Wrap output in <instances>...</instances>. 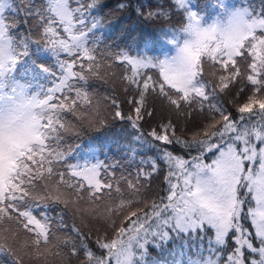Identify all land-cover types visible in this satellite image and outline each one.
Segmentation results:
<instances>
[{
    "label": "snow or ice",
    "instance_id": "snow-or-ice-1",
    "mask_svg": "<svg viewBox=\"0 0 264 264\" xmlns=\"http://www.w3.org/2000/svg\"><path fill=\"white\" fill-rule=\"evenodd\" d=\"M25 2L18 10L0 0V253L16 264H23L20 253L35 264H148L149 245L161 249L176 239L183 247L170 253L179 256L175 264H264V4H157L147 17L178 14L180 27L161 28L142 53L113 55L101 49L103 24L92 15L100 0ZM20 12L34 22V34L16 33L6 13ZM155 48L174 54L148 55ZM106 60L127 66L131 112L115 96L104 100L113 119L134 132L129 159L145 147L154 155L119 177L118 165L67 164L66 179L55 167L67 161L60 150L65 114L80 112L89 127L103 123L99 101L94 114L81 109L93 106L88 85L102 79ZM151 97L163 100L169 115L144 132L142 122L155 116ZM193 117L198 122L189 129ZM160 164L167 189L149 203L145 193ZM54 206L61 211L55 219ZM69 209L108 231L93 238L75 223L66 226Z\"/></svg>",
    "mask_w": 264,
    "mask_h": 264
},
{
    "label": "trees",
    "instance_id": "trees-1",
    "mask_svg": "<svg viewBox=\"0 0 264 264\" xmlns=\"http://www.w3.org/2000/svg\"><path fill=\"white\" fill-rule=\"evenodd\" d=\"M15 2L17 0H14ZM39 5L43 3V0H35ZM231 0H229L230 2ZM241 2V0H237ZM170 0H100V7L95 10L92 15L98 16L102 21L103 27L100 30L99 35L102 37L103 43L101 44V49L109 50L113 55L117 52L124 50L129 51L133 55L138 54L137 48L140 52H143V42L154 38L160 34L161 28H178L180 27V16L178 14H173L170 19L166 18H148L146 13L148 11H158L156 7L157 4H167ZM197 2L202 5L206 3V0H197ZM251 4L259 7L264 4V0H250ZM124 5V7H120ZM142 5H147V7H142ZM17 7L18 4H15ZM22 7H27V5L22 4ZM21 21V26L23 28H29L32 26L31 22L25 23V16L22 12L17 15ZM28 30V29H27ZM162 50L155 48L154 51L149 52L148 55L160 56ZM109 63L112 64L111 68L107 67ZM127 66H121L119 63H113L110 60L102 62V67L100 69L102 79L94 78L90 83L89 87L92 88L93 92L106 91L111 96H115L121 102V110L126 113H130V106L126 103V93L124 92V83L122 81V74L125 73ZM153 78H156L155 71L150 73ZM149 106L155 110V116L152 119L145 118L142 122V129L144 132H148L151 128L155 127L157 123L165 119L169 115V109L167 108L165 102L157 97H151L149 100ZM112 108L108 114V120L105 125H102L96 130H80L76 135V139L79 138L80 145L86 147L88 144L90 147L101 146L106 149L109 148H121L125 152V156H128V142L134 135L132 128L129 126L127 121H120L118 119H113ZM198 122V118L193 117V120L187 124L189 129H192L191 125ZM183 122H181L182 124ZM183 135V133H180ZM191 135V132L188 133ZM184 155V153H180ZM195 151L191 152V155H195ZM154 155V151L148 148L141 150L139 156L131 162L138 163L141 158H148ZM129 157V156H128ZM121 160V158H120ZM104 164L110 165V161H105ZM147 166L145 165V168ZM160 170L152 177L151 187L155 186L156 194L154 199L159 196H163L166 192L167 185L165 182L166 169L163 164H160ZM134 167H131V171L127 172V175L134 174ZM103 171V170H102ZM161 181V183H159ZM161 184V185H159ZM149 188L152 191V188ZM153 199H149V203ZM67 213V212H66ZM64 213L66 216L67 214ZM77 226L81 225L76 223ZM81 228L85 232H89L93 238L103 231H94L92 228L100 229L104 224L93 221V225L89 227L86 224H82ZM86 227V228H85ZM88 230V231H87ZM91 230V231H90ZM183 239V237H181ZM180 240L174 239L170 241L165 247L157 249L148 246V264H152L153 259L167 261L168 264H175V261L179 259L177 255H170V253L176 252L177 249H181ZM191 251V256L195 259L197 258L192 248L188 249ZM188 251V253H189ZM5 261L10 258V263L15 264L16 258L9 257L5 253L2 254ZM187 259L185 258V263Z\"/></svg>",
    "mask_w": 264,
    "mask_h": 264
},
{
    "label": "rangeland",
    "instance_id": "rangeland-1",
    "mask_svg": "<svg viewBox=\"0 0 264 264\" xmlns=\"http://www.w3.org/2000/svg\"><path fill=\"white\" fill-rule=\"evenodd\" d=\"M12 4L14 7L15 4H18L16 7L18 10L24 8L22 7V4H26L25 0H17L16 2L14 0H11ZM36 3V1H35ZM230 3L239 5L240 2L237 0H231ZM37 4V3H36ZM258 8V7H257ZM6 15L10 16L11 19L15 20L18 24V27L15 29L16 33L18 34H27L28 30L27 29H32L33 34L35 33V28H34V22L31 19H28V22H31L32 26L29 28H23L21 26V21L18 18L16 14L12 13H6ZM30 48L32 51L35 50V45H31ZM174 54V52H168L167 49L162 50L161 55L159 56L160 58H163L164 54ZM48 62L53 65V70L55 69V59L52 57H46ZM107 66V64H106ZM207 70V69H206ZM88 89L90 92V96L93 99V106L89 107L87 105L84 106V109H81V111L87 110L90 114H94L97 111L96 108V102L99 101V117L98 119L100 121H103V123H99L95 126L89 127L87 123L81 120L80 118V112H77L76 114H71L67 113L65 114V120H66V127L67 131L64 133L63 136V143L60 146V150L64 151L67 155V161L65 163H61L56 165L55 167L58 168L60 171L65 172V178H69V170L67 169V164H77V163H84L85 161L88 162H102L105 163V161L109 160L110 165H118V167L115 168V173L116 176L119 177L121 174L127 175V172L131 171V167H134L135 169L138 168V163L136 162H131L128 156H125V152L121 148H109L106 149L101 146H95V147H90L89 144L86 147H83V145H80L79 138L76 139L77 133H79L80 130H96L102 125H105V123L108 120V114L110 113L112 107H110L104 100V97L111 96L108 94L106 91L102 90L99 92H93L92 88L89 87ZM228 99H231V96L228 97ZM242 99V97H241ZM196 124L191 125V127H195ZM121 158V160H120ZM102 171V170H101ZM103 175V171H102ZM161 183V181L159 182ZM161 185V184H159ZM165 185V182H164ZM152 191L148 189V191L145 193V195L148 197V199H154L156 190L155 186L151 187ZM115 195V194H114ZM87 199L85 195V200ZM82 207H88L87 203H82ZM67 212V213H66ZM64 213L67 215L65 216ZM63 217H64V223L66 226H70L73 223H80L78 227L82 228V224H86L89 227L93 225V221H96L92 218H90L87 215L81 216L79 213H74L71 209L64 211ZM61 214L60 211V206H54L51 211L50 215L55 219L58 218ZM86 228V227H85ZM94 231H108V229L103 225L100 229L98 228H92ZM88 231V230H87ZM91 231V230H90ZM24 235H21V242L25 239ZM189 251V250H188ZM5 253L9 257H14L8 252H2L0 253V264H11L10 263V258L5 261L4 256L2 255ZM188 255L191 256V251H189ZM21 260L23 264H35L34 261L30 260L27 256L23 255V253H20ZM15 258V257H14ZM16 261V260H15ZM16 264V262H15ZM72 264H75V261H72ZM187 264V261L186 263Z\"/></svg>",
    "mask_w": 264,
    "mask_h": 264
}]
</instances>
